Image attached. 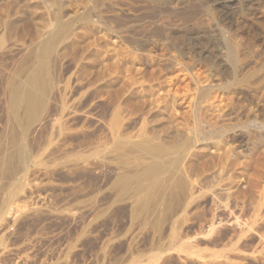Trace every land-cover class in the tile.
I'll return each instance as SVG.
<instances>
[{
	"label": "rangeland",
	"instance_id": "rangeland-1",
	"mask_svg": "<svg viewBox=\"0 0 264 264\" xmlns=\"http://www.w3.org/2000/svg\"><path fill=\"white\" fill-rule=\"evenodd\" d=\"M263 139L264 0H0V264H264Z\"/></svg>",
	"mask_w": 264,
	"mask_h": 264
},
{
	"label": "bare ground",
	"instance_id": "bare-ground-1",
	"mask_svg": "<svg viewBox=\"0 0 264 264\" xmlns=\"http://www.w3.org/2000/svg\"><path fill=\"white\" fill-rule=\"evenodd\" d=\"M34 4H35V3H34ZM40 5H41V4H40ZM41 7H42V6H41ZM85 28H86V27H85ZM85 28H83V29H85ZM93 28H94V27H93ZM70 33H71V32H70ZM83 33H84V32H83ZM62 34H63V33H62ZM82 35H83V34H82ZM86 35H87V34H86ZM93 37H94V36H93ZM63 38H64V37H63ZM66 38H67V37H66ZM76 38H77V37H76ZM73 39H74V38H73ZM93 39H94V38H93ZM84 40H85V38H84ZM86 42H87V41H86ZM73 43H75V42H73ZM68 44H69V43H68ZM51 45H52V44H51ZM51 45L49 44V46H51ZM99 45H100V44H99ZM228 45L230 46L229 43H228ZM229 46H228V47H229ZM45 50H46V49H45ZM231 50H232V49H231ZM44 53H45V52H43V54H44ZM54 53H55V52H54ZM43 54H41V55H43ZM44 55H45V54H44ZM99 55H100V54H99ZM56 56H57V54H56ZM232 56H234V55H232ZM41 57H42V56H41ZM228 57H229V55H228ZM103 58H104V57H103ZM42 59H43V57H42ZM45 59H46V58H45ZM85 59H86V58H85ZM228 59H229V58H228ZM38 60H39V58H38ZM47 60H48V59H47ZM45 61H46V60H45ZM101 61H102V60H101ZM232 61H233V60H232ZM47 62H48V61H47ZM230 62H231V61H230ZM51 63H52V62H51ZM70 63H71V62H70ZM95 63H96V62H95ZM232 63H233V62H232ZM232 63H231V64H232ZM39 64H40V63H39ZM47 64H48V63H47ZM41 65H42V64H41ZM76 65H77V64H76ZM76 65H75V66H76ZM87 65H88V63H87ZM94 65H95V64H94ZM44 66H45V64H44ZM42 67H43V66H42ZM42 67L40 66V68H42ZM84 67H85V66H84ZM31 68H32V67H31ZM76 68H77V67H76ZM84 69H85V68H84ZM42 70H43V69H42ZM48 70H49V68H48ZM88 70H89V68H88ZM88 70H86V71H88ZM44 71H46V67H44ZM86 71H85V72H86ZM31 72H32V71H31ZM41 73H42V72H40V74H41ZM81 73H82V72H81ZM33 74H34V72H33ZM42 74L44 75L45 73L43 72ZM46 74H48V73L46 72ZM35 75H36V74H35ZM35 75H34V76H35ZM32 76H33V75H32ZM34 76H33V78H34ZM39 76H40V79H41V75H39ZM70 76H71V75H70ZM95 77H96V76H95ZM50 78H51V77H50ZM85 78H86V77H85ZM35 79H36V78H35ZM38 79H39V78H38ZM38 79H37V80H38ZM33 80H34V79H33ZM42 80H43V79H42ZM45 80H46V79H45ZM45 80H43V81H45ZM47 80H49V79H47ZM68 80H69V79H68ZM84 80H85V79H84ZM39 81H40V80H39ZM39 81H36V82H37L36 84H38ZM50 81H51V80H50ZM50 81H49V82H50ZM46 82H47V81H46ZM55 82H57V81H55ZM75 82H76V81H75ZM87 82H88V81H87ZM33 83H35V82H32V84H33ZM68 83H69V82H68ZM39 84H43V85H44L45 83H44V82H43V83L40 82ZM39 84H38V85H39ZM47 84H48V83H47ZM49 84H50V83H49ZM74 85H75V84H74ZM18 86H19V85H18ZM31 86H32V85H31ZM34 86H35V84H34ZM34 86H32V87L34 88ZM39 86H40V85H39ZM44 86H45V85H44ZM46 86L48 87V85H46ZM49 86H50V85H49ZM53 86H54V85H53ZM32 87H29V86H28V88H32ZM35 87H36V86H35ZM40 87H41V86H40ZM40 87H39V88H40ZM69 87H70V86H69ZM69 87H68V88H69ZM72 87H73V86H72ZM72 87H70V89H71ZM18 88H19V87H18ZM33 88H32V89H33ZM37 88H38V86H37ZM39 88H38L37 90H41V89H39ZM41 88H42L43 90H45V91H46V89H47L46 87H41ZM44 88H46V89H44ZM102 88H103V86H102ZM105 88H107V87H105ZM121 88H122V87H121ZM16 89H17V88H16ZM61 89H62V88H61ZM64 89H66V90L68 91L67 87H66V88L64 87ZM74 89H75V88H74ZM74 89H73V90H74ZM86 89H87V88H86ZM103 89H104V88H103ZM17 90H18V89H17ZM33 90H34V89H33ZM33 90H32V91H33ZM43 90H42V91H43ZM62 90H63V89H62ZM62 90H61L60 93H62ZM66 90H65V91H66ZM26 91H27V87H26ZM29 91H30V89H29ZM29 91L25 92V95H26V93H28ZM42 91H41V92H42ZM51 91H52V90H51ZM15 92H16V91H14V93H15ZM46 92H47V91H46ZM68 92H69V91H68ZM116 92H117V91H116ZM201 92H202V91H201ZM36 93H37V92H36ZM42 93H45V92H42ZM113 93H114V92H113ZM34 94H35V92H34ZM54 94H55V93H54ZM64 94L68 95L67 93H64ZM71 94H72V93H71ZM97 94H98V93H97ZM203 94H204V93H203ZM44 95H45V94H44ZM61 95H62V94H61ZM66 95H65V96H66ZM114 95H115V93H114ZM15 96H16V95H15ZM32 96H33V95H32ZM38 96H40V95H38ZM70 97H72V96H70ZM110 97H111V96H110ZM14 98H15V97H14ZM19 98H20V97H19ZM24 98H25V97H24ZM42 98H43V96H42ZM45 98H46V97H45ZM47 98H48V97H47ZM76 98H77V97H76ZM98 98H99V97H98ZM32 99H35V96H34V97H31L30 94H29V95L27 96L26 101H25V102H26L25 105H26L27 111H28V112L30 111V113H33V112H34V111H31V110L33 109L32 107L35 108V106H33L34 104H33V102H32ZM36 99H37V98H36ZM36 99H35V105L37 104V103H36ZM39 99H40V98H39ZM39 99H38V101H39ZM55 99H56V98H55ZM59 99H60V98H59ZM64 99H65V98H64ZM71 99H72V98H71ZM71 99H70V100H71ZM124 99H125V98H124ZM20 100H21V99H20ZM40 100H41V99H40ZM45 100H46V99H45ZM61 100H62V99H61ZM118 100H119V99H118ZM13 101H14V100H13ZM38 101H37V102H38ZM41 101H42V100H41ZM115 101H116V100H115ZM115 101H114V102H115ZM124 101H125V100H124ZM124 101H123V102H124ZM135 101H136V100H135ZM62 102H63V101H62ZM75 102H76V100H75ZM112 102H113V101H111V103H112ZM117 102H118V101H117ZM125 102H127V103L129 104V101H125ZM131 102H132V101H131ZM206 102H207V101H206ZM12 103H13V102H12ZM12 103H11V104H12ZM20 103H21V102H20ZM39 103H40V101H39ZM59 103H60V102H59ZM68 103H69V101H68ZM68 103H67V104H68ZM115 103H116V102H115ZM40 104H41V103H40ZM61 105H62V104H61ZM111 105H112V104H111ZM137 105H138V104H137ZM142 105H143V103H142ZM15 106H16V105H15ZM119 106H120V105H119ZM125 106H126V105H125ZM125 106H124V107H125ZM17 107H18V106H17ZM20 107H21V106H20ZM24 107H25V106H24ZM24 107H22V109H23ZM37 107L39 108L40 106L37 105ZM37 107H36V108H37ZM61 107H62V106H61ZM65 107H66V106H65ZM65 107L62 108L64 111L67 109V107H66V109H65ZM92 107H93V106H92ZM113 107H114V103H113ZM116 107H117V106H116ZM124 107H123V108H124ZM131 107H132V106H131ZM134 107H135V106H134ZM134 107H133V108H134ZM111 108H112V106H111ZM68 109H70V108H68ZM68 109H67V110H68ZM114 109H115V108H114ZM121 109H122V108H121ZM134 109H135V108H134ZM35 110H37V109H35ZM70 110H74V109H70ZM85 110H86V109H85ZM111 110H113V109H111ZM164 110H165V109H164ZM13 111H15V110H13ZM23 111H25V110L23 109ZM40 111H41V110H40ZM40 111H39V113H40ZM120 111H121V110H120ZM167 111H168V113H169V109H168ZM173 111H174V110H173ZM35 112H37V111H35ZM35 112H34V113H35ZM72 112H75V114H76V110H75V111H72ZM77 112H78V110H77ZM80 112H81V111H80ZM109 112L112 113L110 110L108 111V113H109ZM124 112H125V111H124ZM131 112H132V111H131ZM160 112H161V111H160ZM12 113H13V112H12ZM14 113H15V112H14ZM26 113H27V112H26ZM26 113H24V114H26ZM30 113H28V114L30 115ZM88 113H89V112H88ZM90 113H91V112H90ZM120 113H121V112H120ZM122 113H123V112H122ZM122 113H121V114H122ZM36 114H37V113H36ZM62 114H64L63 111H62ZM66 114H68V113H66ZM121 114L118 115V116H121ZM170 114H171V112H170ZM173 114H174V113H173ZM22 115H23V114H22ZM26 115H27V114H26ZM26 115H25V116H26ZM59 115H60V114H59ZM68 115H70V114H68ZM78 115H79V112H78ZM78 115H77V116H78ZM86 115H87V113H86ZM111 115H112V114H111ZM128 115H129V114H128ZM200 115H201V114H200ZM23 116H24V115H23ZM23 116L20 115L21 118H22ZM30 116H32V115H30ZM35 116H36V115H35ZM35 116L33 115L32 117L34 118ZM66 116H67V115H66ZM72 116H74V115H72ZM80 116H82V114H81ZM90 116H91V115H90ZM93 116H94V115H93ZM114 116H116V115H114ZM118 116H117V117H118ZM171 116H172V115H171ZM32 117H31V118H32ZM61 117H62V116H60V118H61ZM82 117H83V116H82ZM109 117H110V116H109ZM117 117H116V118H117ZM126 117H127V116H126ZM201 117H202V116H201ZM18 118H19V117H18ZM66 118H68V117H66ZM66 118L64 119V120H65V123L68 122V121H66V120L69 119V118H68V119H66ZM71 118H72V117H71ZM83 118L85 119V117H83ZM91 118H92V117H91ZM93 118H94V117H93ZM121 118H122V117H121ZM205 118H207V117H205ZM55 119H56V118H55ZM74 119H75V118H74ZM113 119H114V117H113ZM117 119L120 120V118H117ZM130 119H131V118H130ZM201 119H202V118H201ZM208 119H209V118H208ZM20 120H21V119H20ZM22 120H23V118H22ZM25 120H26V119H25ZM25 120H24V121H25ZM58 120H60V119L58 118ZM70 120L72 121V119H70ZM90 120H91V119H90ZM93 120H94V119H93ZM97 120H99V119H97ZM97 120H96V121H97ZM105 120H107V119H105ZM197 120H198V119H197ZM26 121H27V120H26ZM28 121H30V117H29V120H28ZM102 121H103V120H101V121H99V122H102ZM112 121H114V120H112ZM112 121H111V122H112ZM115 121L117 122L118 120H115ZM120 121H121V120H120ZM120 121H118V122H120ZM127 121H130V120H127ZM127 121H126V122H127ZM172 121H173V120H172ZM201 121H202V120H201ZM210 121H212V120L210 119ZM214 121H215V120H214ZM62 122H63V121H62ZM97 122H98V121H97ZM97 122H96V123H97ZM99 122H98V123H99ZM105 122H107V121H105ZM118 122H117V123H118ZM121 122H122V121H121ZM123 122H125V121H123ZM130 122H132V120H131ZM170 122H171V120H170ZM173 122H174V121H173ZM202 122H203V121H202ZM207 122H208V121H207ZM63 123H64V122H63ZM94 123H95V122H94ZM98 123H97V124H98ZM107 123H108V122H107ZM56 124H57V123H56ZM103 124H104V123H103ZM103 124H102V125H103ZM112 124H113V123H112ZM125 124H127V123H125ZM129 124H131V123H129ZM98 125H99V124H98ZM102 125H101V126H102ZM107 125H108V124H107ZM110 125H111V123H110ZM113 125H114V124H113ZM113 125H112V126H113ZM118 125H120V123H119ZM127 125H128V124H127ZM169 125H170V124H169ZM180 125H181V124H180ZM201 125H202V124H201ZM217 125H218V124H217ZM60 126H61V125H60ZM62 126H63V125H62ZM99 126H100V125H99ZM115 126H116V124L114 125V127H115ZM124 126H125V125H124ZM170 126H171V125H170ZM181 126H182V125H181ZM104 127H106V125H103L102 128H104ZM107 127H108V126H107ZM114 127H113V129H114ZM117 127H118V126H117ZM183 127H184V126H183ZM183 127H182V128H183ZM58 128H59V127H58ZM64 128H65V127H64ZM124 128H125V127H124ZM172 128H173V127H172ZM178 128L181 129V127H178ZM206 128H207V127H206ZM105 129H106V128H105ZM108 129H109V128H108ZM108 129H107V130H108ZM117 129H119V128H117ZM127 129H128V128H127ZM158 129H159V128H158ZM103 130H104V129H103ZM107 130H106V131H107ZM109 130H111V129H109ZM143 130H144V129H143ZM173 130H174V128H173ZM104 131H105V130H104ZM111 131H112V130H111ZM115 131H116V130H115ZM139 131H141V130L139 129ZM144 131H145V130H144ZM159 131H160V130H159ZM161 131H162V130H161ZM174 131H178V130H174ZM206 131H207V130H206ZM210 131H211V130H210ZM262 131H263V130H262ZM107 132H109V131H107ZM116 132H117V131H116ZM172 132H173V131H172ZM178 132L180 133V132H182V130H181V131L179 130ZM193 132H194V131H193ZM201 132H202V131H201ZM111 133H112V132H111ZM111 133H110V134H111ZM124 133H126V131H125ZM141 133H143V132H139V134H141ZM156 133H157V131H156ZM104 134H106V133H104ZM126 134H127V133H126ZM139 134H138V135H139ZM180 134H181V133H180ZM118 135H119V134H118ZM122 135L124 136L125 134H122ZM127 135H128V134H127ZM127 135H126V136H127ZM136 135H137V134H136ZM143 135H144V134H143ZM143 135H142L141 137H143ZM171 135H173V133H172ZM207 135H208V134H207ZM258 135L260 136V134H258ZM261 135H262V134H261ZM106 136H107V135H106ZM108 136H109V135H108ZM111 136H112V135H111ZM114 136H116V134H115ZM128 136L130 137V135H128ZM150 136H151V135H150ZM152 136H153V135H152ZM167 136H168V133H167ZM199 136H200V135H199ZM124 137H125V136H124ZM139 137H140V136H139ZM139 137H138V138H139ZM176 137H177V136H176ZM210 137H211V136H210ZM111 138H112V139H111ZM111 138H110V139L113 140V136H112ZM116 138H117V137H115V140H116ZM125 138H126V137H125ZM134 138H135V137H134ZM138 138H137V139H138ZM143 138H145V137H143ZM150 138H152V137H150ZM150 138H148V139L145 138V139H147V141H148V140H150ZM153 138H154V137H153ZM169 138H170V137H169ZM195 138H196V137H195ZM259 138H260V137H259ZM122 139H124V138H122ZM132 139H133V138H132ZM141 139H142V138H141ZM156 139H157V138H156ZM124 140H126V139H124ZM124 140H122V141H124ZM153 140H154V139H153ZM168 140H169V139H168ZM171 140H172V139H171ZM171 140H170V141H171ZM175 140H176V139H175ZM263 140H264V139H263ZM116 141H117V140H116ZM129 141H130V140H129ZM141 141H142V140H141ZM127 142H128V138H127ZM130 142H131V141H130ZM135 142H137V141H135ZM135 142H134V143H135ZM138 142H139V141H138ZM148 142H149V141H148ZM165 142H166V141H165ZM165 142H164V143H165ZM221 142H222V141H221ZM261 142H262V141H261ZM120 143H121V142H120ZM139 143L141 144V143H145V142L142 141V142H139ZM151 143H152V142H151ZM155 143H156V142H155ZM190 143H191V142H190ZM215 143H216V142H215ZM18 144H19V143H18ZM132 144H133V142H132ZM132 144H129V145L132 146ZM135 144H137V143H135ZM135 144H134V145H135ZM146 144H148V143H146ZM152 144H154V143H152ZM159 144H160V143H159ZM159 144H158V148H160ZM166 144H167V143H166ZM166 144H165V145H166ZM262 144H263V143H262ZM19 145H20V144H19ZM116 145H117V144H116ZM121 145H122V144L119 145V143H118L117 146H119V148H120ZM123 145H124V142H123ZM123 145H122V147H124ZM129 145H128V146H129ZM144 145H145V144H144ZM144 145H143V146H144ZM160 145H161V144H160ZM170 145H171V144H170ZM180 145H181V143H180ZM206 145H207V144H206ZM212 145H213V143H212ZM117 146H115V144H114L112 148L117 147ZM126 146H127V145H126ZM135 146H139V144H137V145H135ZM143 146H142V147H143ZM162 146L165 147L164 145H162ZM218 146H219V145H218ZM225 146H226V144H225ZM225 146H224V147H225ZM18 147H19V146H18ZM18 147H17V149H18ZM21 147H22V145H21ZM21 147H20V148H21ZM129 147H130V146H129ZM140 147H141V145H140ZM140 147H139V148H140ZM147 147H149V146H147ZM156 147H157V146H156ZM166 147H167V146H166ZM173 147H174V146H173ZM177 147H178V145H177ZM196 147H197V146H196ZM199 147H200V146H199ZM210 147H211V146H210ZM216 147H217V145H216L215 147H213V148H216ZM139 148H138V149H139ZM193 148H194V147H193ZM213 148H212V149H213ZM222 148H223V147L221 146V149H222ZM121 149H122V148H121ZM133 149H134V148H133ZM133 149H132V150H133ZM136 149H137V147H136ZM147 149H149V148H146V150H147ZM155 149H156V148H154L152 151H154ZM160 149H163V148H160ZM172 149H173V148H172ZM200 149H201V147H200ZM209 149H210V148H209ZM224 149H225V148H224ZM22 150H23V149H22ZM141 150H142V149H141ZM149 150L151 151V149H149ZM189 150H190V149H189ZM192 150H193V149H192ZM195 150H196V149H195ZM207 150H208V149H207ZM210 150H211V149H210ZM214 150H215V149H214ZM20 151H21V150H20ZM23 151H24V150H23ZM112 151H113V150H112ZM118 151H119V150H118ZM130 151H131V150H130ZM134 151H135V150H134ZM152 151H151V152H152ZM155 151H156V150H155ZM157 151H160V150L157 149ZM166 151L168 152V150H166ZM182 151H183V150H182ZM193 151H194V150H193ZM208 151H209V150H208ZM218 151H219V153H220L221 150H218ZM218 151L215 150V152H217V153H218ZM21 152H22V151H21ZM113 152H115V151H113ZM119 152L122 153L123 151L121 152V150H120ZM132 152H133V151H131V154H132ZM144 152H146V151H144ZM144 152H142V153H144ZM160 152H161V151H160ZM163 152H164V151H163ZM170 152H171V151H170ZM185 152H186V150H185ZM190 152H191V151H190ZM197 152H198V151H197ZM197 152H195V153H197ZM201 152H203V151H201ZM211 152H212V150H211ZM215 152H213V153H215ZM221 152H222V151H221ZM224 152H225V151H224ZM224 152H223V153H224ZM18 153H19V151H18ZM124 153H125V152H124ZM127 153H128V151L126 152V154H125L124 156L128 155ZM155 153H156V152H155ZM168 153H169V152H168ZM191 153H192V152H191ZM191 153L189 154L190 156H191ZM207 153H208V152H207ZM217 153H216V154H217ZM223 153H221V154L223 155ZM115 154H117V152H116ZM138 154H139V153L137 152V155H136V156H138V158H139V155H140V157H141V154H139V155H138ZM159 154H160V153H159ZM159 154H158V155H159ZM161 154H162V152H161ZM161 154H160V156H162V160H163V155H161ZM165 154H166V153H165ZM193 154H194V152H193ZM210 154H212V153H210ZM210 154H208V155H210ZM216 154H215V155H216ZM18 155H19V154H18ZM129 155H130V153H129ZM134 155H135V152H134ZM144 155H145V153H144L142 156L144 157ZM153 155H154V154H153ZM156 155H157V154H156ZM176 155H177V154H176ZM198 155H199V154H198ZM204 155H205V154H204ZM208 155H207V157H208ZM213 155H214V154H213ZM215 155H214V159H215V157L217 156V155H216V156H215ZM118 156H119V153H118ZM120 156H121V155H120ZM120 156H119V157H120ZM122 156H123V155H122ZM145 156H147V155H145ZM195 156H196V154H195ZM195 156H194V157H195ZM210 156H212V155H210ZM220 156H221V155H220ZM224 156H226V155L224 154ZM19 157H20V155H19ZM128 157H129V156H128ZM133 157H134V156H133ZM172 157H173V155H172ZM176 157H177V156H176ZM184 157H185V156H184ZM188 157H189V156H188ZM194 157H193V158H194ZM200 157H201V155H200ZM200 157H198V158H200ZM204 157H205V156H203V158H204ZM212 157H213V156H212ZM217 157H218V156H217ZM20 158H21V157H20ZM122 158H125V157H122ZM122 158H121V159H122ZM131 158H132V157H131ZM147 158H149V157H147ZM150 158H151V157H150ZM189 158H191V157H189ZM224 158H225V157H224ZM234 158H235V157H234ZM21 159H22V158H21ZM125 159H126V158H125ZM127 159H129V158H127ZM127 159H126V161H127ZM134 159H135V158H134ZM136 159H137V158H136ZM151 159H154V158H151ZM195 159H197V158H195ZM206 159H207V158H206ZM206 159H205V160H206ZM219 159H220V158H219ZM225 159H226V158H225ZM237 159H238V158H237ZM119 160H120V159H119ZM122 160H123V159H122ZM130 160H133V158L130 159ZM147 160H148V159H147ZM162 160L159 159L158 162L156 161V163H155L154 165H152V166H151L150 164H148V163L151 161V160H149V162H148L147 164L150 165V167H148V169L145 167V168H146V171L144 170L145 172H143L144 174H143V173H142V174H143V175H146V176H143V175H142V176H143L142 180H143L145 177H147V176H148V178L154 177V176L157 174L158 170L160 169V166H161V163H162L161 161H162ZM187 160H188V159H187ZM198 160H200V159H198ZM201 160H202V159H201ZM233 160H234V159H233ZM124 161H125V160H124ZM133 161H134V160H133ZM137 161H138V159H137ZM140 161H141V160H140ZM153 161H154V160H153ZM184 161H185V160H184ZM189 161H190V160H189ZM191 161H192V159H191ZM193 161H194V160H193ZM193 161H192L191 163H194ZM195 161H196L195 164H191V165H189V164H190V163H189L188 165H189V166L197 165V164H198V163H197V160H195ZM208 161H209V160H208ZM210 161H211V160H210ZM214 161H215V160H214ZM220 161L222 162V160H220ZM223 161L225 162L224 159H223ZM236 161H237V160H236ZM236 161H235V162H236ZM119 162H120V161H119ZM131 162H132V161H131ZM135 162H136V161H135ZM135 162H134V163H135ZM141 162H142V161H141ZM145 162H146V161H144V163H145ZM163 162H164V161H163ZM165 162H167V161L165 160ZM179 162H180V161H179ZM199 162H201V161H199ZM204 162H205V161H204ZM206 162H207V161H206ZM215 162L217 163V160H216ZM120 163H121V162H120ZM124 163H125V162H124ZM132 163H133V162H132ZM182 163H183V162H182ZM196 163H197V164H196ZM207 163H208V162H207ZM209 163H210V162H209ZM216 163H215V164H216ZM219 163H220V162L218 161V164H217V165H219ZM125 164H126V163H125ZM125 164H124V166H125ZM127 164L129 165V163H127ZM127 164H126V165H127ZM142 164H143V162H142ZM183 164H185V163H183ZM211 164H212V162H211ZM215 164H214V165H215ZM231 164H233V163H231ZM231 164H229L230 166H229V165H227V166H229L230 168H232ZM234 164H235V163H234ZM130 165H132V164L130 163ZM133 165H134V167H135L136 163L133 164ZM137 165H139V167L141 166L140 164H137ZM137 165H136V166H137ZM143 165H145V164H143ZM167 165H168V164H166V166H167ZM170 165H171V164H170ZM173 165H174V163H173ZM173 165H172V166H173ZM202 165H203V164H202ZM202 165H201V166H202ZM124 166H123V167H124ZM163 166H164V165H163ZM178 166H179V165H178ZM184 166H185V165H184ZM186 166H187V165H186ZM206 166H207V165H206ZM139 167H138V168H139ZM142 167H144V166H142ZM142 167H140V168H142ZM161 167H162V166H161ZM164 167H165V166H164ZM167 167H168V166H167ZM175 167H176V166H175ZM175 167H173V168H175ZM179 167H180V166H179ZM181 167H183V165H182ZM193 167H194V166H193ZM135 168H137V167H135ZM135 168H133V169H134V170H137V169H135ZM162 168H163V167H162ZM170 168H171V167H170ZM184 168L186 169V167H184ZM190 168H191V167H190ZM196 168H197V167H195V170H196ZM201 168H202V167H201ZM207 168H208V167H207ZM209 168H210V167H209ZM215 168H216V166H215ZM219 168H222V166H219ZM177 169H180V168H177ZM177 169H176V170H177ZM185 169H184V170H185ZM203 169H204V167H203ZM205 169H206V168H205ZM125 170H126V169H125ZM125 170H124V171H125ZM127 170H128V169H127ZM131 170H132V168H131ZM134 170H133V171H134ZM160 170H161V169H160ZM163 170H164V169H163ZM170 170H171V169H170ZM170 170H169V171H170ZM176 170H173V169H172L171 172H174V171H176ZM188 170H189V169H188ZM193 170H194V169H192V171H191V170H189V171H191V172L193 173ZM195 170H194V175H195ZM211 170H213V169H211ZM219 170H220V169H219ZM219 170H218V171H219ZM140 171H141V170H140ZM142 171H143V169H142ZM181 171H182V170H181ZM181 171H179V172H181ZM186 171H187V170H186ZM197 171H198V169H197ZM216 171H217V170H216ZM218 171H217V172H218ZM222 171H223V170H222ZM222 171L220 170V173H221ZM126 172H127V171H126ZM126 172H125V173H126ZM129 172H130V171H129ZM134 172H135V171H134ZM134 172H133V173H134ZM160 172H161V171H160ZM187 172H188V171H187ZM187 172H186V174H185V176H184V177H186V178H187V176H186V175H187ZM210 172H211V171H210ZM214 172H215V171H214ZM123 173H124V172H123ZM123 173H122L121 175H124ZM131 173H132V172H131ZM131 173H130V174H131ZM135 173L138 174L139 172L136 171ZM161 173H162V172H161ZM199 173H200V171H199ZM199 173H198L197 175H199ZM205 173H206V172H205ZM207 173H208V172H207ZM140 174H141V173H140ZM159 174H160V173H159ZM174 174H177V171H176V173L174 172ZM210 174H211V173H210ZM210 174H209V176H210ZM226 174H227V173H226ZM132 175H133V174H132ZM134 175H135V174H134ZM157 175H158V174H157ZM178 175H179V174H178ZM180 175H182V174H180ZM190 175H191V174H189V178H190ZM213 175H214V173H213ZM213 175H212V176H213ZM124 176L127 178V176H129V175H127V176L124 175ZM150 176H151V177H150ZM159 176H160V175H159ZM164 176H165V175H164ZM169 176H170V175H168V177H169ZM172 176H173V175H171V177H172ZM176 176H177V175H175V177H176ZM209 176H208V177H209ZM223 176H224V175H223ZM120 177H121V176H120ZM125 177H123V178H125ZM134 177H135V176H134ZM138 177H140V176H138ZM178 177H179V176H178ZM193 177H194V176H193ZM201 177H202V176H201ZM135 178H137V176H136ZM135 178L133 179L134 181L136 180ZM160 178H161V177H160ZM169 178H170V177H169ZM179 178H180V177H179ZM179 178H178V180H179ZM195 178H197V177H195ZM210 178H211V176H210ZM210 178H209V179H210ZM212 178L214 179V177H212ZM223 178H224V177H223ZM121 179H122V178H121ZM130 179H131V178H130ZM130 179H128V180H130ZM137 179H140V178H137ZM145 179H147V178H145ZM145 179H144L143 181H146ZM166 179H167V177L165 176V180H166ZM171 179H172V178H171ZM176 179H177V177H176ZM207 179H208V178H207ZM209 179L206 180V177H205L206 184H207V181H210ZM226 179H227V178H226ZM148 180H149V179H148ZM148 180H147V183L149 182ZM156 180H157V179H156ZM187 180H189V179H187ZM191 180H192V179H191ZM200 180H201V178H200ZM214 180H215V179H214ZM224 180H225V179H224ZM117 181H118V179H117ZM119 181H120V180H119ZM123 181H124V180H123ZM150 181H151V180H150ZM166 181H167V180H166ZM175 181H176V180H175ZM179 181H180V183H181V179H180ZM183 181H184L183 183H186V184H187V182H186L185 180H183ZM193 181L195 182V179H193ZM202 181H203V180H202ZM211 181H212V180H211ZM221 181H223V180H221ZM130 182H131V181H130ZM140 182H141V181H140ZM155 182H157V181H155ZM159 182H160V181H159ZM171 182H172V181H171ZM189 182H190V181H189ZM191 182H192V181H191ZM200 182H201V181H200ZM203 182H204V181H203ZM213 182H214V181H213ZM219 182H220V181H219ZM233 182H234V181H233ZM117 183H118V182H117ZM121 183H122V184H125V183H123V182H121ZM127 183H129V182H127ZM136 183H137V182H136ZM136 183H135V184H136ZM143 183H144V185L146 184L145 182H143ZM157 183H158V182H157ZM157 183H156V184L153 183V184H155V185L158 186ZM172 183H173V184H176V183H174V182H172ZM172 183H171V184H172ZM208 183H209V184H208L207 186H210V183H212V182H208ZM119 184H120V183H119ZM141 184H142V183H141ZM159 184H160V183H159ZM169 184H170V180H169ZM177 184H179V183H177ZM191 184H192V183H191ZM195 184H196V183H195ZM203 184H204V186H203ZM206 184H205V183H202V185H201V184H200V185H201L202 187H206V186H205ZM223 184H224V183H223ZM233 184H234V183H233ZM128 185H129V184H128ZM131 185H132V183H131ZM131 185L129 186V188L133 187V186H131ZM155 185L152 186L153 189L155 188ZM160 185H161V184H160ZM160 185L158 186L159 188H161ZM164 185H165V184H164ZM164 185H163V186H164ZM166 185H167V188H168V184H166ZM166 185H165L164 188H166ZM180 185H181V184H180ZM182 185H183V184H182ZM189 185H190V184H189ZM189 185H188V187H189ZM198 185H199V184H198ZM224 185H227V184H224ZM230 185H232V184L230 183ZM122 186H123V185H122ZM136 186H137V187H135V185H134L135 188H138V187L140 188L139 184L136 185ZM142 186H143V185H142ZM161 186H162V185H161ZM183 186H184V185H183ZM186 186H187V185H186ZM190 186H192V185H190ZM217 186H219V185H217ZM124 187H125V186H124ZM124 187H123V188H124ZM147 187H149V186H147ZM173 187H175V186H173ZM173 187H172V188H169V189H172V191H173ZM184 187H185V186H184ZM184 187H183V189H184ZM193 187H194V186H193ZM198 187H199V186H198ZM223 187H225V186H223ZM232 187H234V186H232ZM119 188H120V187H119ZM121 188H122V187H121ZM129 188H126V189H129ZM141 188H142V190H143V189L146 188V187H141ZM164 188H161L160 190H162V189H164ZM196 188H197V187H196ZM196 188H195V189H196ZM206 188H209V187H206ZM212 188H213V187H212ZM217 188H219V187H217ZM220 188H222V187H220ZM225 188H226V187H225ZM228 188H229V187H228ZM146 189H147V188H146ZM148 189H149V188H148ZM151 189H152V188H151ZM153 189H152V190H153ZM169 189H167V190H169ZM175 189H176V187H175ZM178 189L180 190V187H178ZM178 189H177V190H178ZM185 189L187 190L186 187H185ZM192 189H193V188H192ZM192 189L190 190V193L192 192ZM204 189H205V188H204ZM222 189H223V188H222ZM222 189H219V190H222ZM231 189H232V188H231ZM231 189H230V190H231ZM119 190H120V189H119ZM121 190H123V189H121ZM124 190H125V189H124ZM142 190H140V191H142ZM160 190H159V192H160ZM186 190H185V192H186ZM188 190H189V188H188ZM230 190L227 189V191H228L227 193H229ZM232 190H233V189H232ZM130 191H131V193H132V190H130ZM133 191H135V190H133ZM144 191H145V190H144ZM150 191H151V190H150ZM164 191H165V190H164ZM174 191L176 192V190H174ZM193 191H194V189H193ZM195 191H198V190H195ZM199 191H200V190H199ZM201 191H202V190H201ZM212 191H213V190H212ZM214 191H215V190H214ZM136 192H137V191H136ZM136 192H135V193H136ZM148 192H149V190H148ZM154 192H155V191H154ZM159 192H158V193H159ZM166 192H167V191H166ZM170 192H171V191H169V193H170ZM218 192L221 193V191H218ZM218 192L216 191V193H218ZM224 192H225V191H224ZM146 193H147V192H146ZM150 193H151V192H149V194H150ZM160 193H161V192H160ZM186 193H188V191H187ZM192 193H193V192H192ZM195 193H196V192H195ZM213 193H214V192H213ZM213 193H212V194H213ZM216 193H215V194H216ZM125 194H126V192H125ZM132 194H134V193H132ZM139 194H140V192H139ZM151 194H153V193H151ZM162 194H163V191H162ZM162 194H161V195H162ZM164 194H165V192H164ZM164 194H163V195H164ZM182 194H183V193H182ZM198 194H199V192H198ZM212 194H211V195H212ZM221 194H222V193H221ZM225 194H226V193H224V195H225ZM235 194H236V192H235ZM126 195H127V194H126ZM155 195H156V194H155ZM171 195H172V194H171ZM176 195H177V192H176ZM179 195H180V194H179ZM187 195H188V194H187ZM192 195H194V194H192ZM195 195H196V194H195ZM211 195H209V196H211ZM168 196H169V195H168ZM168 196H167V197H168ZM172 196H173V195H172ZM172 196H171L170 198L173 199ZM177 196H178V195H177ZM177 196H176V197H177ZM180 196H181V195H180ZM180 196H178V198H179ZM184 196H185V194H184ZM196 196H197V195H196ZM217 196H218V194H217ZM217 196H216V197H217ZM150 197H151V196H150ZM154 197H155V196H154ZM159 197H160V196H159ZM159 197H157V199H158ZM162 197H163V196H162ZM162 197H160L159 200H161ZM223 197L226 198V197H228V196L226 195V196H223ZM144 198H145V196H144ZM151 198H153V196H152ZM151 198H150V199H151ZM168 198H169V197H168ZM170 198H169V200H171ZM178 198H177V199H178ZM195 198H196V197H195ZM211 198H212V197H210V200L212 201ZM214 198H215V197H214ZM218 198H219V197H218ZM224 198H221V199H224ZM153 199H155V198H153ZM166 199H167V198H166ZM185 199H186V197H185ZM207 199H208V198H207ZM215 199H217V198H215ZM155 200H156V199H155ZM159 200H156V201L159 202ZM182 200H183V199H182ZM182 200H181V201H182ZM194 200H195V199H194ZM208 200H209V199H208ZM208 200H207V201H208ZM141 201H142V200H141ZM144 201H145V200H144ZM161 201H163V200H161ZM172 201H173V200H172ZM172 201H171V202H172ZM187 201H190V200L187 199ZM207 201H206V203H207ZM211 201H210V202L208 201V202H209V203H212ZM139 202H140V201H139ZM147 202H148V201H147ZM158 202H157V203H158ZM166 202H167V201H166ZM177 202H178V201H177ZM183 202H184V201H183ZM185 202H186V201H185ZM142 203H143L142 205H144V203H146V202H143V201H142ZM162 203H163V202H162ZM169 203H170V202H169ZM169 203L167 202V204H169ZM216 203H218V199H217ZM216 203H214V201H213V204H216ZM147 204H148V203H147ZM172 204H173V203H172ZM189 204H190V202H189ZM184 205H185V203H184ZM218 205H219V204H218ZM140 206H141V205H140ZM147 206H148V205H147ZM169 206H170V205H169ZM174 206H175V204H174ZM176 207H177V204H176ZM178 207H179V203H178ZM178 207H177V208H178ZM180 207H181V206H180ZM168 208H169V207H168ZM171 208H172V206H171ZM218 208H219V207H218ZM173 209H175V208L173 207ZM173 209H172V210H173ZM214 209H215V208H214ZM219 209H220V208H219ZM175 210H176V209H175ZM179 210H180V209H179ZM166 211H167V209H166ZM168 211H169V210H168ZM168 211H167V212H168ZM215 211H216V210H215ZM169 212H170V211H169ZM171 212H172V211H171ZM175 212H176V211H175ZM175 212H174V213H175ZM172 213H173V212H172ZM176 214H177V213H176ZM217 218H219V217H217ZM213 219H214V218H213ZM178 220H179V219H178ZM211 220H212V219H211ZM173 222H174V221H173ZM179 222H180V221H179ZM214 222H215V221H214ZM174 223H175V222H174ZM180 223H181V222H180ZM210 223H212V221H211ZM197 224H198V223H197ZM199 224H200V223H199ZM204 224H205V223H204ZM213 225H214V223H213ZM170 226H172V225H170ZM200 226H201V224H200ZM211 226H212V225H211ZM189 227H190V226H189ZM197 227H198V226H197ZM212 227H213V226H212ZM170 228H171V227H170ZM191 228H192V227H191ZM201 228H202V227H201ZM205 228H206V227H205ZM242 228H243V227H242ZM242 228H241V229H242ZM172 229H173V228H172ZM210 229H211V228H210ZM202 230H204V229L202 228ZM202 230H201V231H202ZM243 230H244V229H242L241 231H243ZM193 231H194V230H193ZM197 231H198V228H197V230H195V233H196ZM177 232H178V230H177ZM191 233H193V232H191ZM191 233H190V234H191ZM175 234H176V232H175ZM197 234H198V236H201V235H200L201 233H198V232H197ZM209 234H210V233H209ZM204 235H207V234L205 233ZM185 237H186V236H185ZM205 237H207V236H205ZM182 238H183V237H182ZM186 238H187V237H186ZM191 238L194 239L193 237H191ZM191 238H190V240H192ZM219 238H220V237H219ZM175 239H176V238H175ZM175 239H174V241H175ZM177 239H178V238H177ZM197 239H199V238H197ZM201 239H202V238H201ZM223 239H224V237H223ZM178 240H179V239H178ZM178 240H177V241H178ZM180 240H181V239H180ZM187 240H189V239H187ZM190 240H189V241H190ZM192 241H195V240H192ZM190 242H191V241H190ZM177 243H178V242H177ZM183 243H184V242H183ZM187 243H188V242H187ZM223 243H224V242H223ZM181 245H182V243H181ZM190 245H191V243H190ZM178 246H179V245H178ZM182 247H183V246H182Z\"/></svg>",
	"mask_w": 264,
	"mask_h": 264
}]
</instances>
